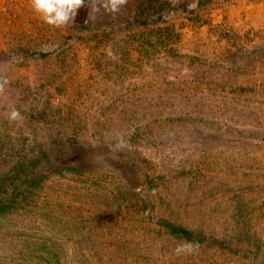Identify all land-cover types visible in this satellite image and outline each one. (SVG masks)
Here are the masks:
<instances>
[{"label": "rangeland", "instance_id": "rangeland-1", "mask_svg": "<svg viewBox=\"0 0 264 264\" xmlns=\"http://www.w3.org/2000/svg\"><path fill=\"white\" fill-rule=\"evenodd\" d=\"M12 1L0 264H264V0H127L60 28Z\"/></svg>", "mask_w": 264, "mask_h": 264}, {"label": "clouds", "instance_id": "clouds-1", "mask_svg": "<svg viewBox=\"0 0 264 264\" xmlns=\"http://www.w3.org/2000/svg\"><path fill=\"white\" fill-rule=\"evenodd\" d=\"M173 7H175L179 0H169ZM127 4V0H29L31 9L40 15L43 22L49 26L56 28L68 26L70 22L74 21L77 10L81 7L87 6L90 9L89 19H94L104 13L116 14L120 12L123 6ZM87 21V22H88ZM8 85L6 76L0 74V95H2ZM10 122H15L23 119L21 112L13 108L8 114ZM125 147L124 141L118 140L114 145L109 146L110 151H120ZM155 190H153V193ZM198 245L191 242L182 243L177 246L175 253L192 254Z\"/></svg>", "mask_w": 264, "mask_h": 264}, {"label": "trees", "instance_id": "trees-1", "mask_svg": "<svg viewBox=\"0 0 264 264\" xmlns=\"http://www.w3.org/2000/svg\"><path fill=\"white\" fill-rule=\"evenodd\" d=\"M163 28L165 30H169L170 29L169 26H166V27H163ZM258 135H260V134H258ZM258 138H259V136H258ZM150 188H152V187H150ZM164 224L166 226H168V228L170 229V232L172 234H175V235H178V236H182V237L186 238L188 241H194V242L201 241V239H199V238L195 239V233L193 231H191L190 229L186 228V227L179 226L177 224H173V223L168 222V221H166Z\"/></svg>", "mask_w": 264, "mask_h": 264}, {"label": "built area", "instance_id": "built-area-1", "mask_svg": "<svg viewBox=\"0 0 264 264\" xmlns=\"http://www.w3.org/2000/svg\"><path fill=\"white\" fill-rule=\"evenodd\" d=\"M12 0H0V13L10 11V7L12 4Z\"/></svg>", "mask_w": 264, "mask_h": 264}]
</instances>
